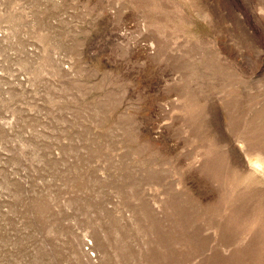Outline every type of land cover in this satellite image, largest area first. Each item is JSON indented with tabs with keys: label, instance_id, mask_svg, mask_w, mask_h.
Wrapping results in <instances>:
<instances>
[{
	"label": "rangeland",
	"instance_id": "rangeland-1",
	"mask_svg": "<svg viewBox=\"0 0 264 264\" xmlns=\"http://www.w3.org/2000/svg\"><path fill=\"white\" fill-rule=\"evenodd\" d=\"M0 264H264V0H0Z\"/></svg>",
	"mask_w": 264,
	"mask_h": 264
}]
</instances>
